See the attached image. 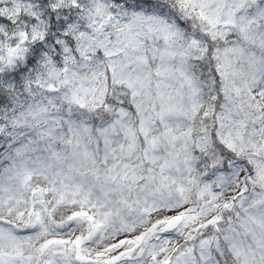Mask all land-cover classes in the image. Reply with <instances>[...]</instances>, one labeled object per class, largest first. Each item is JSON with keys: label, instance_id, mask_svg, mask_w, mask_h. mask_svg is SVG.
Segmentation results:
<instances>
[{"label": "snow or ice", "instance_id": "snow-or-ice-1", "mask_svg": "<svg viewBox=\"0 0 264 264\" xmlns=\"http://www.w3.org/2000/svg\"><path fill=\"white\" fill-rule=\"evenodd\" d=\"M0 264H264V0H0Z\"/></svg>", "mask_w": 264, "mask_h": 264}]
</instances>
